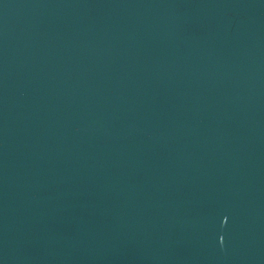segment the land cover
<instances>
[{"label": "water", "instance_id": "1", "mask_svg": "<svg viewBox=\"0 0 264 264\" xmlns=\"http://www.w3.org/2000/svg\"><path fill=\"white\" fill-rule=\"evenodd\" d=\"M0 264H264V0H0Z\"/></svg>", "mask_w": 264, "mask_h": 264}]
</instances>
